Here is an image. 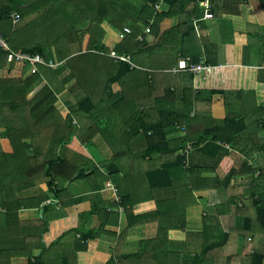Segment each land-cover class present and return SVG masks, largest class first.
<instances>
[{
  "label": "crops",
  "instance_id": "0c3cea01",
  "mask_svg": "<svg viewBox=\"0 0 264 264\" xmlns=\"http://www.w3.org/2000/svg\"><path fill=\"white\" fill-rule=\"evenodd\" d=\"M97 1L99 22H95L98 24L95 28L103 31L101 46L105 53L88 51L90 46L95 50V46L100 45H84L85 38L82 39V45L79 42L68 45L71 57H83L79 65L86 69L88 88L97 93L96 97L102 98L95 100L97 110L90 114L85 113L92 109V106L85 104L88 95L85 90L73 91L77 80L65 63L48 75L42 74L29 89L27 100L34 102L44 90H55V87H59L60 92L54 107L63 120L70 116L73 120L72 127H69V130L72 129L70 133L73 140L66 146L72 145L76 150L81 142L87 143V148L94 147L99 159L104 160L101 162L102 168L95 175L96 172H91L89 165H84L79 174L85 177L74 180L79 174L71 175L72 167L68 164L70 161L61 156L63 163L56 166L54 171L57 177V195L49 191L51 197L42 200L47 192L44 195L37 193L36 188L41 186L39 182L26 186L30 188L25 189L20 198H15L24 201L25 205L20 212L24 225L33 226L40 232L44 226L50 230L42 239L20 235L14 251L16 253L12 257L8 252L0 254V264H34L35 258L41 254V244H56L59 241L61 242L55 246L59 248L53 252L69 249L65 253L69 264H119L123 256L137 254L142 243L157 239L161 222L172 228L168 233V245L164 247V251L169 250L179 256L176 259L177 264H193L195 256L204 248L203 245L216 239V233L220 230L229 233L243 226V219L237 216L236 205L232 206L229 213H225V209L223 213L218 212V208L223 207L226 202L228 194L235 192H219L213 187L217 185L210 182L211 179L216 175L223 180L235 169L239 172L237 182L240 183L243 178L252 180L251 174L242 168L245 164L256 171L254 177L258 180L264 171V130L259 134V141H251L247 132L236 137L233 143L226 144L231 150L220 146L219 143L222 142H218L217 146H220L222 152L217 156H214V149H211L212 152L203 153L194 151L189 157L188 167L169 170L172 185L168 188L152 189L148 174L159 170L163 164L175 162L177 157H182L183 151L177 147L185 139V135L175 126L164 130L165 143H170L173 149L176 148L175 152L171 151L168 155L156 154L145 160H131L129 156L130 152L137 151L136 139H140L145 126L173 124L177 116L195 119L198 125L210 117L224 121L229 114L239 117L250 113L255 101L257 104L264 103V8L261 7L260 0H206L196 5L192 20L200 40V55L212 67L204 79L188 74H169L170 69L167 66L173 63L174 57L173 54L166 56L165 51L174 50V41L155 52L150 50L166 31L179 25L182 17L178 14L160 24L157 37L145 35L147 46L143 51L146 52L133 56L137 69L114 84L110 91L106 90V84L118 72L119 64L109 54L112 50L124 52L123 44L134 40L133 35L125 33V29L132 30L135 35L140 26V35L144 34L145 27L140 24L138 28L134 26L135 19L141 17L143 4L139 0ZM23 4L26 9L28 5ZM168 9L164 2L161 11ZM17 13L20 14V11ZM208 13L213 15L210 20L206 19ZM32 14L34 17V13ZM7 23L3 22L6 33L9 32ZM92 27L91 22L86 25L78 24L76 30L84 33ZM131 44L132 42L129 47ZM181 49L182 41L178 45V50ZM51 55L55 59L54 50ZM181 58L180 56L179 59ZM15 66L18 65L7 63L5 68L0 67V74L5 73L0 79L26 81L38 71V66L20 65L19 69H15ZM245 89H251L250 92L254 91V94L246 93L243 91ZM211 91L218 92L209 102ZM220 91L222 93L219 94ZM76 127H79V132ZM133 129L138 134L131 133ZM198 131L194 138L200 137L203 132L201 129ZM42 140L48 142L47 138L42 137ZM161 145L164 149V142ZM87 148L84 147L82 152L91 156ZM75 150L72 149L70 154L80 158L79 151ZM60 151L59 147L50 148L43 156L45 158L46 154H51L46 159L56 160ZM226 151L229 156L220 163L223 157L221 153ZM33 153L32 150L29 151L30 155ZM210 167L217 168L215 175L209 170L202 172L201 176L202 180L208 176V186L212 187L192 190L188 170ZM63 182L68 184L63 187ZM109 183L113 188H108ZM200 183L202 185L203 181ZM248 190L255 192L256 201L264 206V177H261L260 185L252 184ZM13 197L7 196L5 201L12 202ZM56 198L60 201L59 208L55 205L45 211L41 210L42 205ZM169 201L173 202L171 206L163 205ZM161 206L162 213L159 211ZM146 215H156L155 221L130 227L137 217ZM40 216L47 217L46 224H41ZM52 233L55 237H52ZM1 236L0 234L2 248L8 239ZM20 238L31 244L28 249L20 248ZM80 239L88 247L86 252H82L83 248L78 246ZM79 248L81 251L75 253ZM230 250L208 254L206 263L215 264L212 258L227 256ZM48 256L51 257L47 254L45 258L50 260ZM112 259L115 261L110 263Z\"/></svg>",
  "mask_w": 264,
  "mask_h": 264
},
{
  "label": "trees",
  "instance_id": "16d2710c",
  "mask_svg": "<svg viewBox=\"0 0 264 264\" xmlns=\"http://www.w3.org/2000/svg\"><path fill=\"white\" fill-rule=\"evenodd\" d=\"M139 1L143 4V10L140 15L141 17L135 19L136 24L134 26L138 28V24H140L147 28L150 21H153L150 34L154 37L159 35L160 24L165 19L172 18L178 14L182 17L179 25L166 31L160 37L158 43L150 49L155 52L161 47H166L167 45L165 44L174 41V50L165 51L167 53L166 56L173 54L174 57L173 63L167 66L169 69L177 66L180 56L190 58L194 63H200L202 61L203 58L199 51L200 40L192 19L196 12V5L206 0H165L169 9L160 12H156L154 9L157 0ZM213 1L215 0H211V2ZM241 1L248 2L249 0ZM9 3L12 4L13 1L10 0L7 4L0 7V33L7 38L12 51L39 54L46 60H54L51 55V51L54 50L57 61L67 64L77 80V85L73 91L85 90L88 95L85 104H88L89 107L92 106V109L85 113L90 114L97 110L95 100H102V98L96 97L97 93L88 88L86 69L81 68L79 65V61H81L83 57H71L68 45H72L76 42L82 45V39L85 38L84 45H100L98 47L95 46V50L90 46L88 51H101L105 53V51H103L104 47L101 46L103 45L101 42L104 36L103 31L95 28V26L98 25L95 24V22H99V20H97L98 1L38 0L37 4L28 5L26 9L20 7L21 17L26 18L28 22H25L16 30L10 18V13L12 12ZM260 4L261 7L264 8V0H260ZM32 13H34V17ZM8 21L11 22L12 28L10 29L8 26L9 32L6 33L5 28H3V22L7 23ZM90 22L93 27L89 28L84 33L76 30L78 24L86 25ZM138 30L139 32H135V35L134 33L132 34L134 40L123 44L124 52L134 57L146 52L143 51V49L147 46L145 42L140 43L137 41L142 31L140 26ZM98 31H100V33H98ZM31 39L34 42H31ZM180 41H182L181 51L178 50ZM130 42H132V44L129 47ZM6 65L7 61L3 59V54L0 53V67L5 68ZM118 69V72L108 80L106 84L107 91H110L114 84L119 83L122 78L133 72L128 65L119 64ZM53 70L54 69L46 66H38V71L26 81L20 79H0V118L3 120L2 125L7 131L6 138L0 137V203L7 209L6 213H0V234L2 235L1 237L8 239L6 242L7 244H4L2 248L0 247V254L8 252L11 255H9L10 257L16 253L14 251L20 235H24L25 237L37 236V238L42 239L48 235L50 229L46 227L45 230L40 232L33 226H25L22 220V214L20 213L25 205L24 201L15 200L6 202L5 197L7 198L8 194H6L5 190L9 188V190L12 191V186L21 188L47 179L48 190L57 195L55 188L57 177L54 171L56 166L63 163V159L59 155L56 160H47L46 155L44 158L43 154L48 152L50 148L59 147L63 149L73 140L72 133H70L72 129L69 130V127L73 125L71 116L63 120L54 107L57 94L60 92L59 87L54 86L55 90H49V88L44 90V93L34 100V102H28L27 100V95L31 86L38 81V78H40L42 74L48 75V73H51ZM157 74L159 75L160 73ZM250 90L251 89H245L243 91L254 94V91L250 92ZM217 92L218 91L210 92L208 96L209 102ZM220 93H222V91H220L219 94ZM25 120L27 121L26 125L24 123ZM176 124L184 128L186 133L185 139L181 141L182 143H178L177 148H181L182 151H184L186 145L190 143L193 145L194 151L203 153L212 152L211 149H214L216 151L214 156H217L222 152L220 148V146H222L221 144H231L235 141L234 139L236 137L238 138L246 132L249 134V139L251 141L253 139H255V141L260 140L259 134L264 130L262 129V125H264V103L257 104L255 101L254 108L250 113L239 117H233L229 114L224 121H217L210 117L209 120H204L198 125L195 119L189 120L188 118L177 116L173 124L163 125L158 123L155 126H145L142 129L143 134L140 139H136L135 145L137 151L130 152L131 154H129L131 160H145L156 154L168 155L171 151L175 152L176 148L173 149L170 143H165L166 133L164 130L169 126H175L176 128ZM199 129L203 130L201 136L194 138ZM135 130L136 129L131 130V133L138 134V131ZM42 137L47 138L48 142H43ZM26 141L30 142L27 143ZM162 142H164V149H162ZM218 142H222L219 143L220 146H217ZM180 143L182 145H179ZM30 150L34 152L33 155L29 154ZM194 151H192V153H194ZM221 154L223 157L220 163L229 156V152L226 151ZM185 164L186 158L182 155V157H177L175 162L163 164L159 170L150 172L148 174V179L151 188L170 187L172 182L169 176V170L185 166ZM242 168L247 171L248 174H251L252 180L243 178L240 183L237 182L236 179L239 172L235 171V169H233L232 174L228 173L223 180L215 175V170L217 168L214 167L207 169L192 168L188 170L191 176L189 183L192 190L212 187L208 186V176L202 180L201 175L202 172L206 173V171L209 170L214 172L213 174L215 176L210 181L216 183L217 186H213L214 188H217L219 192H227L230 190L235 192V194H228V197L226 195V202L223 203V207L218 208V212L223 213V209H225V213H229L232 206L236 205L237 216L243 219V226L241 228L231 230L229 233H223L222 230L216 233V239L203 245L204 248L195 256L193 264H208L206 263L208 254L227 249H231L229 251L230 253H227V256L212 258L214 261L213 263L264 264V206L260 201H256V193L248 190L252 184L256 183L260 185V179L264 177V171L261 172V177L258 180L254 177L256 171H253L247 164ZM12 170H15L16 174L8 179V174L12 172ZM84 177L83 174H79L74 180L83 179ZM202 181L203 184L201 185L200 182ZM233 195H235V197H232ZM172 204L173 202L169 201L163 205L167 207ZM48 207H43L42 205L41 210L45 211ZM160 208L159 211L162 213V206ZM154 217H156V215L137 217L136 222L132 223L130 227L134 228L146 225L155 221ZM39 221L42 225L46 224V216L39 217ZM159 229L160 235L157 239L142 243L141 250L137 254L123 256L119 264H177L176 259H178L179 256H176L173 252H169V250L164 251V247L168 245V233L172 229L171 226L161 222ZM42 242L44 241L42 240ZM60 242L61 241H59V243ZM59 243L49 245L48 243H43V246L41 244V254L35 258L34 264H69L68 256L65 257V253L69 249H61L60 251L53 252L59 248L55 247ZM30 245L31 244H29L26 239L21 240L20 238V248L23 247L24 249H28ZM78 246L83 248L82 252L87 251L88 247L81 243V239L78 242ZM161 250L163 251L162 253L160 252ZM80 251L79 248L75 253ZM47 254L51 255V257L48 256L50 260L45 258ZM113 261H115V259H112L110 263H113Z\"/></svg>",
  "mask_w": 264,
  "mask_h": 264
},
{
  "label": "built area",
  "instance_id": "2783aa9c",
  "mask_svg": "<svg viewBox=\"0 0 264 264\" xmlns=\"http://www.w3.org/2000/svg\"><path fill=\"white\" fill-rule=\"evenodd\" d=\"M165 0H157L154 9L156 12H160L162 10V6ZM1 18V11H0ZM10 18L12 20L13 26L16 27L21 22L22 17L19 13H11ZM213 18L211 13H208L206 19L210 20ZM153 25V21H150L147 28H145L144 34L140 35L137 38V41L140 43L145 42V35H150L151 27ZM125 33L128 35H132V30L125 29ZM0 53L3 54V59L7 61L10 65H18L23 67H37V66H46L51 69L57 70L62 64L56 63L54 60H46L43 56L39 54L25 53V52H14L12 51L10 44L7 38L0 33ZM109 56L116 62L117 64L128 65L130 70L134 71L137 69L133 61V56L127 52H118L116 50H112ZM211 65L208 63L206 59H202L200 63H194L190 58L182 57L179 59L177 66L173 67L169 70V73L178 76L183 74L199 76L201 78H205L206 74L211 70ZM176 129L181 131L186 136L184 128H181L178 124H176ZM225 146L228 150H231L230 146L221 144ZM194 151V147L192 144L188 143L186 145V149L182 152V155L186 158L185 166H189V157L190 154ZM108 188H113V186L109 183ZM60 201L58 199H53L48 201L43 205V207L57 206L59 208ZM7 209L0 203V213H6Z\"/></svg>",
  "mask_w": 264,
  "mask_h": 264
},
{
  "label": "rangeland",
  "instance_id": "374dc122",
  "mask_svg": "<svg viewBox=\"0 0 264 264\" xmlns=\"http://www.w3.org/2000/svg\"><path fill=\"white\" fill-rule=\"evenodd\" d=\"M9 1L10 0H0V7L2 5H4V4H7ZM12 1H13L12 4L9 3L10 4V8H11L10 10H11L12 13H15L17 11H20L21 8L23 9L24 8L23 7V5H24L23 3H25L27 5H33V4H37L38 3V0H12ZM25 22L27 23L28 20L26 18H23L21 20V22L17 25L16 29L17 28L19 29V27L22 24H24ZM8 24H9V28L11 29L12 28L11 22L9 21ZM31 42H34V41L31 39ZM61 42H59V43H61ZM54 61L56 63L62 64V63H60V62L57 61L56 57H55ZM262 62L264 63V60ZM19 68H20V66L19 67L18 66H15V69H19ZM169 74H171V73H169ZM171 75H173V74H171ZM3 76H5V73L4 74H2V73L0 74V77H3ZM173 76H175V75H173ZM2 121L3 120L0 118V137L1 138H6L7 131L4 129L5 127L2 125ZM24 123L26 125L27 124V121L25 120ZM75 129L79 132V127H76ZM91 145H93V144H91ZM71 146L72 145L66 146L64 149H61V151L58 153V156L59 155L60 156H63L64 158L67 159V161H70V163H68V164L72 167L71 168V171H72V174L71 175L79 174L80 172H82V169H83L84 165L85 166L86 165H89L91 172L92 171L93 172H96L95 175H97V173L99 172V170L102 168L101 165L103 163H101V162H104V160H103V158L99 159V157L96 155V151L94 150V147H91V146L88 147L89 150H90V153L89 154L93 157L92 158L91 156L86 155V154H84L82 152V150H83L84 147L87 148V146H88L87 143H84L83 144V143L79 142V145L77 146L78 149H76V150H75V147H71ZM72 149H74L75 151H79L78 153H79V156H80L81 159L79 157L74 156V154L73 155L70 154L71 151H72ZM46 155H47L46 158H49V156L51 157V154H46ZM12 169H14V168H12ZM15 174H16L15 170L14 171L12 170V172H10L8 174V179L11 178ZM95 175L93 174V177H95ZM47 181H48L47 179L40 181L39 183L41 184V186H38V188H36L37 191H38L37 193H42L43 194L44 192H47V195H45V196H43V198H41L42 200L43 199L45 200L47 197H51V195H52L51 193H49V190L47 188V184L45 185V183ZM67 184H68L67 182H63V183H61V186L64 187ZM11 188H13L12 191L14 193H12L10 190H7L6 193L8 194L9 197H11V196L13 197L14 196L13 199H12V201H15V200H17L15 198H20L21 197V194L23 193V191L25 189L30 188V187L20 188V187L12 186ZM46 190H48V191H46ZM41 217L42 216H40V218ZM42 229L45 230L46 227L44 226ZM52 237H55L54 233H52Z\"/></svg>",
  "mask_w": 264,
  "mask_h": 264
}]
</instances>
